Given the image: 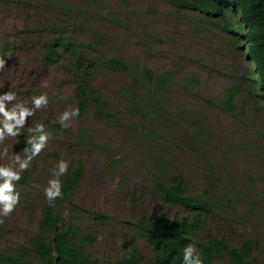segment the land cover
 I'll list each match as a JSON object with an SVG mask.
<instances>
[{
  "label": "rangeland",
  "instance_id": "rangeland-1",
  "mask_svg": "<svg viewBox=\"0 0 264 264\" xmlns=\"http://www.w3.org/2000/svg\"><path fill=\"white\" fill-rule=\"evenodd\" d=\"M100 2L101 6L85 8L81 0H0V57L6 61L0 67V91L12 87L18 100L47 92L48 106L28 117L25 127L43 122L50 132L46 148L27 169L30 183L17 182L21 200L0 223V248L7 252L32 248L30 240L38 233L47 201L42 190L49 169L63 157L85 166L73 201L82 210L109 218L104 225L80 220L83 232L95 236V244L88 247L92 257L109 264L125 255V240L134 236L133 242L148 263L151 247L136 234V221L155 213L171 218L187 216L182 208L150 197L158 174L153 157H161L168 163L169 174L188 179L191 194L207 192L215 200L217 211L206 221L198 240L209 242L219 237L239 246L249 238L257 244L255 263L264 264V95L253 81L254 66L232 43L233 37L204 25L192 11L178 12L165 0ZM63 4L77 9L63 10L59 6ZM66 28L69 31L64 34L71 36L82 54H87L86 45L96 38L99 57L139 62L157 74L174 72L179 82L194 76L199 86L190 91L171 86L163 98L167 108L161 113L162 121L153 118L145 125L141 113L130 112L125 97L130 93L144 99V94L139 98L144 86L134 85L121 71L97 65L90 70L88 81L91 89L104 97L114 118H98L91 111L73 118L70 128L59 131L55 129L58 115L65 108L76 107L71 54L60 51L55 62H48L43 43ZM96 31L105 37L91 36ZM233 85L242 87V92L230 114L218 105ZM202 124L205 134L198 141L195 136ZM151 128L161 130L157 140L144 137ZM81 130L91 142L88 146L79 140ZM26 135L21 133L17 141L7 140L10 154L22 151L19 146ZM105 147L108 155H114L115 161L124 159L125 165L117 164L111 170L101 149ZM123 177L134 192V202L117 191Z\"/></svg>",
  "mask_w": 264,
  "mask_h": 264
},
{
  "label": "trees",
  "instance_id": "trees-1",
  "mask_svg": "<svg viewBox=\"0 0 264 264\" xmlns=\"http://www.w3.org/2000/svg\"><path fill=\"white\" fill-rule=\"evenodd\" d=\"M53 2L56 0H52ZM85 8L101 6L100 0H81ZM178 12L189 10L201 17L206 26L216 27L224 34L233 37L232 43L244 53L245 59L254 66L253 81L259 86L264 95V0H165ZM58 5V4H57ZM63 10L74 11L73 4L59 5ZM64 29L59 36L49 38L43 43L46 61L55 62L60 51L70 53V69L74 79V97L76 107L80 109L82 118L93 111L96 117L107 120L113 119L114 114L108 110L104 97L92 90L88 81L92 67L100 65L106 69L121 71L129 76L132 83L144 89V99H137L126 94L129 101L130 112L141 113L143 123L150 124L153 118L162 121L161 113L167 107L163 103L166 91L175 85L184 87L187 91L199 86V79L192 76L179 82L174 72L157 74L139 62H129L117 56L99 57V42L91 40L86 45L87 54L79 51L73 39ZM94 31V30H93ZM65 33V34H64ZM92 35L104 38L97 31ZM98 39V40H99ZM65 54V55H66ZM96 56L91 58L90 56ZM242 92V87L233 85L226 90V97L219 102V107L228 113L235 112V101ZM159 119V120H158ZM140 122V125H143ZM202 124L195 136L198 141L205 134ZM55 129H60L59 124ZM161 130L151 128L145 131V138L157 140ZM82 145L88 146L87 133L81 130L78 133ZM203 149V142H200ZM27 146L26 139L19 148ZM106 156V165L115 170L117 164L124 166V159L115 161L108 155L106 147L101 148ZM153 166L158 171L151 186L150 197L153 201L166 206L180 207L187 216L171 218L162 214L143 215L134 224L137 235L143 238L151 247L152 260L148 263L142 259V252L134 244V236L125 241V255L113 261V264H182L180 252L185 244L194 243L202 256L204 264H256L255 256L257 244L247 239L241 245H230L224 238L215 237L212 241L198 240V234L205 231L206 221L213 218L217 211L215 200L207 192L197 196L190 192L188 179L184 175H171L168 173V163L165 159L153 157ZM85 166L82 162L77 165L70 159L68 172L60 177L63 183V197L57 198L53 206L47 203L38 222V233L30 240L31 249H17L11 252L0 248V264H100L92 260L86 248L94 244L95 236L83 232L79 217L85 212L74 203L73 197L79 190L83 181ZM29 170L22 174L21 182L28 184ZM128 179L123 177L117 184V191L134 202V192L128 187ZM67 206V208H66ZM88 212V211H86ZM67 215V220L64 216ZM87 219L104 225L109 218L96 212H88ZM30 251V252H29ZM29 252V253H28ZM32 253V255H31Z\"/></svg>",
  "mask_w": 264,
  "mask_h": 264
},
{
  "label": "clouds",
  "instance_id": "clouds-1",
  "mask_svg": "<svg viewBox=\"0 0 264 264\" xmlns=\"http://www.w3.org/2000/svg\"><path fill=\"white\" fill-rule=\"evenodd\" d=\"M5 63V58L0 57V67H3ZM17 96L18 92L13 90L12 87L7 92L0 91V161H7L6 163H0V223H3L4 218L10 216L19 205L21 193L17 190V182L23 184L21 182L22 173L29 169L32 160L40 155L50 139V132L43 122H37L34 125L31 123L28 127H25L28 117L34 116L36 110L48 106V93L33 94L28 100H18ZM79 116L80 109L78 106L68 107L58 115L55 122L59 124L60 129H67L71 127V120ZM21 133H27V146L19 153L13 151L10 154L7 140L12 138L17 141V137ZM69 165L70 160L61 157L49 169L50 175L42 190L44 198L47 200L45 205L49 203L50 206H53L57 198L63 197V183L60 177L68 172ZM28 184L23 185L27 186ZM88 216L86 211L81 213L78 219L79 224L82 218L87 219ZM64 219H68L67 215L64 216ZM94 224L97 223L94 222ZM94 244L92 243L88 247H92ZM134 244L136 245V243ZM88 247L86 248L87 253L92 260H96L92 257ZM180 255L182 256V264H204V257L194 243L185 244ZM109 264H113V261L111 260Z\"/></svg>",
  "mask_w": 264,
  "mask_h": 264
}]
</instances>
